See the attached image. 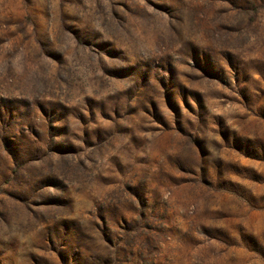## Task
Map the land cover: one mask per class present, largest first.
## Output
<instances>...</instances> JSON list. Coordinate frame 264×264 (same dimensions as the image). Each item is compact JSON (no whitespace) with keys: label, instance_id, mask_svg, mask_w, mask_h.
Segmentation results:
<instances>
[{"label":"rangeland","instance_id":"obj_1","mask_svg":"<svg viewBox=\"0 0 264 264\" xmlns=\"http://www.w3.org/2000/svg\"><path fill=\"white\" fill-rule=\"evenodd\" d=\"M0 264H264V0H0Z\"/></svg>","mask_w":264,"mask_h":264}]
</instances>
